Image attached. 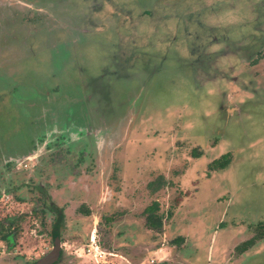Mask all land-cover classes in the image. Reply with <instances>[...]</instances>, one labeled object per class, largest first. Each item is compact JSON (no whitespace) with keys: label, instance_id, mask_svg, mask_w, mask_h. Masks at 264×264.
<instances>
[{"label":"rangeland","instance_id":"obj_1","mask_svg":"<svg viewBox=\"0 0 264 264\" xmlns=\"http://www.w3.org/2000/svg\"><path fill=\"white\" fill-rule=\"evenodd\" d=\"M1 11L0 264H264V0Z\"/></svg>","mask_w":264,"mask_h":264},{"label":"trees","instance_id":"obj_2","mask_svg":"<svg viewBox=\"0 0 264 264\" xmlns=\"http://www.w3.org/2000/svg\"><path fill=\"white\" fill-rule=\"evenodd\" d=\"M229 158H228V154L222 156V158L220 160H216L211 164V169L212 170H219V169H225L228 165H229ZM158 210H159V203L158 202H154L151 206L147 207L145 210V215L147 216L146 218V223L147 226H149L150 228L156 230V231H161L163 228V220L160 216H158ZM10 221L9 223V227H7V229L5 230L4 224L2 222H0V234L3 235L4 239H7L10 243V246H12V244L15 241V236H12V234H14L11 230L13 229L14 225H16V222L14 220H8ZM60 223L57 224L56 226V230H58ZM6 231V232H5ZM9 238V239H8ZM176 241V240H175Z\"/></svg>","mask_w":264,"mask_h":264},{"label":"flooded vegetation","instance_id":"obj_3","mask_svg":"<svg viewBox=\"0 0 264 264\" xmlns=\"http://www.w3.org/2000/svg\"><path fill=\"white\" fill-rule=\"evenodd\" d=\"M8 8V7H7ZM19 18H20V16H19V13L18 14H16ZM2 16V11L0 12V17ZM5 19V18H4ZM32 155V154H31ZM30 155V156H31ZM230 156H229V154H228V158H229ZM220 159V158H219ZM230 160V159H229ZM216 161V160H215ZM213 163V162H212ZM16 164H18L17 162H15V161H12L11 163H7L6 165H7V167L9 166V165H11V166H16ZM229 165H230V162H229ZM228 165V166H229ZM227 166V167H228ZM226 167V168H227ZM219 170H223V169H219ZM5 171H7L6 169L4 170V175H8V174H6L5 173ZM3 194H5V193H3ZM2 194V195H3ZM48 208V209H47ZM47 208H44L43 210H45V211H47L48 213H52V215L55 217H57V219H59V221H60V223L61 222H64V220H65V222L67 221L66 220V213H65V209L63 208V207H61V206H58L57 204H55V203H51ZM146 210V209H145ZM80 211V213L81 214H83V215H85V216H89L90 215V211L89 210H85V211H83L82 212V210H79ZM158 216H160L161 218H162V220H163V223H164V219H163V217L160 215V205H159V210H158ZM146 218H147V216L145 215V220H146ZM144 225H145V230H146V232H151V231H156V230H154V229H152V228H150L149 226H147V223H144ZM163 228H164V225H163ZM163 228H162V230L161 231H163ZM58 229H59V227H58ZM161 231H159V232H161ZM156 232H158V231H156ZM179 239H181V240H183V238H179ZM251 250V249H250ZM249 251V250H248ZM245 252H246V250H245ZM61 259H62V257H61ZM61 261V260H60ZM59 261V262H60ZM58 262V263H59Z\"/></svg>","mask_w":264,"mask_h":264},{"label":"water","instance_id":"obj_4","mask_svg":"<svg viewBox=\"0 0 264 264\" xmlns=\"http://www.w3.org/2000/svg\"><path fill=\"white\" fill-rule=\"evenodd\" d=\"M53 237H54L53 248L50 250V252L47 255H45L43 258L39 259L33 264H57L60 261L62 254V241L60 238L59 229L58 230L54 229Z\"/></svg>","mask_w":264,"mask_h":264},{"label":"built area","instance_id":"obj_5","mask_svg":"<svg viewBox=\"0 0 264 264\" xmlns=\"http://www.w3.org/2000/svg\"><path fill=\"white\" fill-rule=\"evenodd\" d=\"M4 195H5V194H4ZM6 198H7V199H10L9 196H6ZM92 242L95 243L93 237H92ZM98 249H99L98 246H96L95 250H98ZM47 252H48V251H47ZM90 252H91V250H90ZM45 253H46V252H45ZM45 253H44V254H45ZM101 253H103V252H101Z\"/></svg>","mask_w":264,"mask_h":264}]
</instances>
